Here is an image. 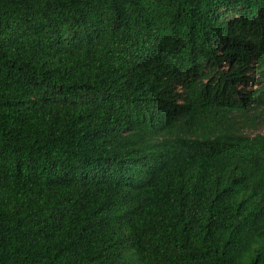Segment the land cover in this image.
I'll list each match as a JSON object with an SVG mask.
<instances>
[{
    "label": "trees",
    "instance_id": "1",
    "mask_svg": "<svg viewBox=\"0 0 264 264\" xmlns=\"http://www.w3.org/2000/svg\"><path fill=\"white\" fill-rule=\"evenodd\" d=\"M264 0H0V264H264Z\"/></svg>",
    "mask_w": 264,
    "mask_h": 264
},
{
    "label": "rangeland",
    "instance_id": "2",
    "mask_svg": "<svg viewBox=\"0 0 264 264\" xmlns=\"http://www.w3.org/2000/svg\"><path fill=\"white\" fill-rule=\"evenodd\" d=\"M256 131H261L264 133V125L260 126L258 130H255L253 132L255 133Z\"/></svg>",
    "mask_w": 264,
    "mask_h": 264
}]
</instances>
